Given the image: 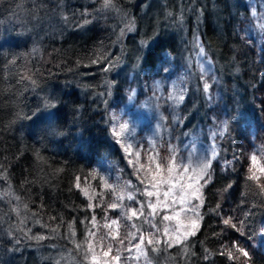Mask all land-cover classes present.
<instances>
[{"label": "trees", "instance_id": "16d2710c", "mask_svg": "<svg viewBox=\"0 0 264 264\" xmlns=\"http://www.w3.org/2000/svg\"><path fill=\"white\" fill-rule=\"evenodd\" d=\"M209 1L203 5L195 0L190 9L184 6V13L190 19L198 7L203 8L201 43L217 54L216 65L228 68L227 81L231 68L238 73L237 93L250 105L247 109L240 99L239 111L246 118L239 124L231 81L220 95H208L204 106L194 104L193 77L173 32L151 39L146 59L144 48L136 95L129 101L133 84L124 69L132 59L131 54L124 58L118 54V34L128 30L125 47L131 35L127 27H137L149 9L146 0H112L109 7H104V0H0V264H53L45 258L49 249L67 246L72 235L83 242L92 261L89 231L99 238L108 231L100 227L105 215L109 220L121 215V209L105 212L115 200L105 182L124 186L131 181L128 190L138 200L145 199L134 191L142 186L114 143L111 129L125 121L134 124L136 142L147 148L161 115L170 125L167 133L161 130L162 140H158L162 155L171 141L182 162L195 168L212 156L213 146L217 153L211 163L213 180L203 189V204L196 215L188 213L197 221L196 234L171 247H162L168 237L158 234L162 239L155 247L171 257L162 264H264V236L260 235L264 189L248 179L250 156L259 153L264 162V43H257L246 14L248 1L262 9L264 0H246L235 19L231 0H216L219 15H214ZM109 64L114 67L105 71ZM181 90L186 98L177 106L169 97ZM51 112L58 114L53 125L59 134H53L45 120L36 119ZM175 115L184 118L179 126L173 123ZM254 170L264 183V174ZM77 177L80 188L75 187ZM82 189L92 197L91 203L101 206L89 210ZM123 204L135 206L127 199ZM16 205L25 215L27 233L15 224ZM227 217L233 218L237 229L223 225ZM135 222L145 233L153 231L143 217ZM130 230L131 222L121 219L120 236ZM234 244L245 248L249 257L229 260L220 255L227 249L239 255ZM112 245L113 254L121 250L119 264H160L163 254L147 246L146 256L140 255L127 241L124 246L117 241ZM95 252L103 264L107 258L99 247Z\"/></svg>", "mask_w": 264, "mask_h": 264}, {"label": "snow or ice", "instance_id": "6c2138e0", "mask_svg": "<svg viewBox=\"0 0 264 264\" xmlns=\"http://www.w3.org/2000/svg\"><path fill=\"white\" fill-rule=\"evenodd\" d=\"M111 2L112 0H104V7H109ZM85 22L87 23V21ZM141 43L147 49L145 57H143V59H146L147 55L151 53V44ZM197 47L199 48L200 55L204 56L205 52L202 44L198 42ZM112 67H114V65L109 64L108 67L105 68V71L111 70ZM167 70V68L164 69V71ZM209 89L210 85L204 82L203 91L208 93ZM134 96L135 92L132 91V94L128 97L129 101L133 100ZM169 98L178 106L186 97L181 90ZM52 107L55 106L52 105ZM245 118L246 113L239 112L235 119V123L239 124ZM36 119L45 120L53 134H59L53 125V122L58 119L57 112L48 113L46 116H37ZM183 119L184 118L179 115H175L173 123L179 126L183 123ZM166 120L167 117L162 115L159 117L152 137L147 140V144L149 145L147 148L136 142V129L134 124L125 121L123 123H118L117 126L111 129L114 143L123 151L127 163L134 170L138 184L142 186V188H135L134 191L145 199L138 200L137 196L133 194V191L128 190L133 187L131 181L127 182L124 186H112L105 182V187L109 188L115 194L114 202L107 205L105 212L108 210L115 211L121 209V215L111 220L105 215L104 219L106 222L100 227L108 231L99 238H97L95 231H89V237L91 238L89 251L92 252L93 264H102L101 260L97 258L95 252L96 247H99L102 256L107 258L103 261V264H113V262L114 264H119L122 259L121 250L117 248L115 254H113L112 241H117L121 246H124L127 241L128 244L132 245V248L140 253V255L146 256L145 247L147 246H151L152 251H158V248L155 247L161 243L158 234L168 237L164 242L169 247L173 244L183 243L188 237L196 234L197 221L188 216V213L192 212L196 215L195 210L203 204V189L213 180L211 163L217 153L213 146L212 156L205 157L195 168H193L191 164L182 162L177 147L171 141L166 142V154L162 155L158 140H162L161 130L167 133L170 127V125L165 123ZM173 139H175V137H173ZM188 147L189 145H185V148ZM191 149L194 154L196 152L194 144L191 145ZM259 156V153L250 156L252 167L248 170L250 173L248 179L257 182L261 189H264V183H261L262 175H257V172L254 170L258 169L259 173L264 174V162L258 159ZM79 180L80 178L77 177V182L75 184L76 188H80ZM228 187H231V185ZM82 191L90 201L88 204L89 210L94 211L95 207L101 206L91 203L92 197L88 195L87 190L82 189ZM125 199L133 201L135 206L125 207L123 204ZM193 201H199L200 203L193 205ZM141 217H143V223H147L153 231L145 233V231L137 225L135 221H140ZM157 217H159V223L156 222ZM121 219L131 222L132 229L128 231L123 238L120 236ZM91 223L93 227L97 226L95 216L92 217ZM222 223L226 228L237 229L238 227L237 224L233 222L232 217L224 218ZM240 223L242 224L243 222ZM69 227H71V225H69ZM260 235L264 236V229H261ZM33 238L36 240H43L45 237L35 236ZM133 241H135V243H133ZM17 243H19V241H17ZM233 248L235 253L239 255H235L232 249H227L221 252L220 255H226L229 260H238L240 256L245 258L249 257V252L245 250V248L239 246V244H234ZM124 250L131 251L132 249L125 248ZM205 259H207V257H205Z\"/></svg>", "mask_w": 264, "mask_h": 264}, {"label": "rangeland", "instance_id": "374dc122", "mask_svg": "<svg viewBox=\"0 0 264 264\" xmlns=\"http://www.w3.org/2000/svg\"><path fill=\"white\" fill-rule=\"evenodd\" d=\"M182 1L184 4H182ZM151 2V3H150ZM195 0H146L147 6L149 9L146 10L145 14H142L140 17V22L137 27L129 25L127 28L130 30L129 42L125 43L124 47V38L128 33V30L123 34H118V54L122 53V58L125 57V54H131L132 63L129 64L124 70L125 74H128L129 83L133 84V88L129 90V97L132 94V91L136 95V78L138 63L145 46L142 45L148 44L151 39H153L158 34H165L166 32H173L176 42L179 46L180 54L183 60L186 62L190 73L193 77V92L195 94L194 104L204 106L205 98L208 95H220L221 88L225 89L226 85L231 81V90L236 94L234 106L236 108L235 114H238L239 111V102L240 99L243 101L245 106L250 108L243 98V96L236 90L235 78L238 73L231 68V79L227 81L225 76V71L228 68L225 66L216 65L215 62H219L217 54L212 55L201 43V25L203 20V8H197L196 12L192 13V17L188 19V15L184 13V6L188 5V9L191 8L192 3ZM201 4L205 5L206 0H200ZM149 3V4H148ZM216 0H210L209 5L212 7L214 15H219V10L215 7ZM231 17L235 19L238 15V12H243V8L246 6V0H231ZM249 7L247 8L248 12L246 13L249 17V23L247 25L253 31L257 43H264V7L260 9L256 2H247ZM218 7V6H217ZM145 11V10H144ZM212 12V13H213ZM143 13V12H141ZM202 44L204 47L205 55L201 56L199 53V48L197 43ZM124 62L122 59L118 66L115 65L113 71L117 70L119 64L121 65ZM121 67V66H120ZM119 67V68H120ZM230 72V71H229ZM207 82L210 85L208 93L203 91V84ZM107 91L111 92L110 86L107 85ZM214 89V90H213ZM242 98H240V97ZM232 104V103H231ZM211 138V133L209 134ZM263 149H260L262 152ZM17 212L15 211V224L19 228L21 226L23 229L27 228L26 220L24 214L20 213V206L16 205ZM26 233L27 230L25 229ZM162 238H160L161 240ZM167 239L163 240L162 247H165V242ZM256 246H259L258 240L255 242ZM162 252L160 248L158 251H154L155 254ZM160 264L168 262L169 258L171 259L168 253L162 252ZM48 260H51L53 264H93L90 260L88 254L85 251L83 242L79 241L78 238L72 237L69 240L67 246L64 247H54L49 249L48 256L45 257Z\"/></svg>", "mask_w": 264, "mask_h": 264}]
</instances>
